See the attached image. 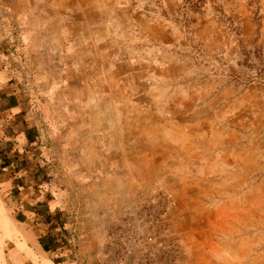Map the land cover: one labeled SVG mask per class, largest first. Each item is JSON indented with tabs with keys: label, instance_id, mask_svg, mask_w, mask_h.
Segmentation results:
<instances>
[{
	"label": "rangeland",
	"instance_id": "1",
	"mask_svg": "<svg viewBox=\"0 0 264 264\" xmlns=\"http://www.w3.org/2000/svg\"><path fill=\"white\" fill-rule=\"evenodd\" d=\"M0 110V264H264V0H0Z\"/></svg>",
	"mask_w": 264,
	"mask_h": 264
},
{
	"label": "crops",
	"instance_id": "2",
	"mask_svg": "<svg viewBox=\"0 0 264 264\" xmlns=\"http://www.w3.org/2000/svg\"><path fill=\"white\" fill-rule=\"evenodd\" d=\"M3 112H4L3 110H0V170H1L0 177H1V175L2 176H4V175L8 176L9 173H11V174L15 173L13 170H9V171L7 170V169L11 168L10 167L11 165L10 166H3V165H5V163L9 164L12 162L9 160L10 155H9L8 151H10V149H12L11 143H13V140L16 141V139H14L15 134H18V133H15L14 135H11L10 131L7 130L8 127L2 126V122L4 121V118H2V117H4ZM28 134L29 133H26L25 135H24V133H22V135L20 134V137L17 140L18 141L21 140L22 142L27 141V138H28L27 135ZM21 144H23V143H21ZM3 148H6V151L3 152L2 151ZM5 155H7V156H5ZM11 176L14 177V175H11ZM7 178L8 177H5V179H3L4 183H0V186H2V185L4 186L6 183H8L7 181H11V183H13L14 180H16V177L12 178V180L11 179L9 180V178L8 179ZM11 183H9V184H11ZM39 191H41V190H39ZM51 206H54V213L59 212L57 205H55L53 203V204H51ZM20 216H22V219L19 220L20 223L26 224V225L30 224L31 222L34 223V221H32V218L29 215V212L26 211V212L20 214ZM27 239H28V241L26 240L28 242V243H26L27 245H29V246L31 245L34 250H37L41 255L47 256L54 264H56L54 259H51L48 256V253H50V252L45 251V249L43 248L42 244L43 243L46 244L47 242L43 241V239L39 240V238H37V237L31 238V239L27 238ZM41 241H42V243H41ZM2 244H3V240H2ZM31 255H32L33 259L31 258V256L28 253L24 254V252L17 250L15 247L12 246L9 253H8V261H9V264H37L32 252H31ZM4 260H5V257H4Z\"/></svg>",
	"mask_w": 264,
	"mask_h": 264
},
{
	"label": "bare ground",
	"instance_id": "3",
	"mask_svg": "<svg viewBox=\"0 0 264 264\" xmlns=\"http://www.w3.org/2000/svg\"><path fill=\"white\" fill-rule=\"evenodd\" d=\"M3 217L5 218L4 214H3ZM8 220L10 221V219H8ZM8 229L10 231H15L14 227L12 226V224H10V227ZM12 236H14V235H12ZM32 254H33L37 264H54L49 258H45V257L39 255L38 253L34 252V251H32Z\"/></svg>",
	"mask_w": 264,
	"mask_h": 264
},
{
	"label": "trees",
	"instance_id": "4",
	"mask_svg": "<svg viewBox=\"0 0 264 264\" xmlns=\"http://www.w3.org/2000/svg\"><path fill=\"white\" fill-rule=\"evenodd\" d=\"M8 163H5V165H7ZM43 238H41V237H39V240H42ZM43 241H44V239H43ZM47 243L46 244H42L43 245V248L45 249V251H47V252H52L53 251V249H52V246H53V244H54V240H53V237H51V238H48V240L46 241ZM41 243H42V241H41ZM55 262H56V264H59L56 260H54Z\"/></svg>",
	"mask_w": 264,
	"mask_h": 264
}]
</instances>
